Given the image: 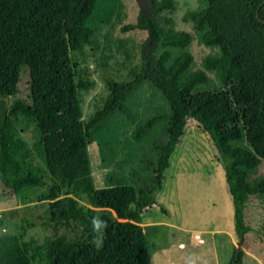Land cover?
<instances>
[{"label":"trees","instance_id":"1","mask_svg":"<svg viewBox=\"0 0 264 264\" xmlns=\"http://www.w3.org/2000/svg\"><path fill=\"white\" fill-rule=\"evenodd\" d=\"M118 1L0 0V181L15 196L43 188L40 200L80 231L74 239L58 235L42 244L25 240L24 231L0 234V264H149L140 214L155 202L188 119L208 133L222 156L239 244L250 230L243 215L247 199L264 197V176L252 179L264 158V0H199L183 17L192 31L173 28L166 12L174 0H145L151 11L138 13V26L147 30L140 72L109 82L107 100L83 122L69 52L87 40L94 16ZM193 38L210 49L198 67L189 51ZM23 65L29 69L28 101L16 98L6 107ZM142 80L160 89L170 107L153 185L96 188L89 145L107 146L105 121L125 110L128 94ZM158 118L138 122L137 136ZM18 125L43 157L49 181L26 151ZM82 195L89 207L79 203Z\"/></svg>","mask_w":264,"mask_h":264},{"label":"rangeland","instance_id":"2","mask_svg":"<svg viewBox=\"0 0 264 264\" xmlns=\"http://www.w3.org/2000/svg\"><path fill=\"white\" fill-rule=\"evenodd\" d=\"M174 5L172 11L166 12L173 28L192 31L191 23L183 17L199 5V0H174ZM140 9L151 11L145 0H119L102 9L93 18L87 40L70 50L76 63L75 82L83 122L107 100L109 82L128 81L140 72L147 50L142 47L147 30L137 22ZM189 51L197 67L210 53L196 38ZM28 94L29 69L23 65L18 91L4 99V105L8 107L16 98L28 101ZM169 115L170 107L160 89L150 81L139 82L128 94L125 110L111 114L105 121L107 146L98 149L94 143L89 145L94 186L126 184L142 190L151 187L160 148L167 140L165 125ZM152 116L160 117L155 127L137 136L135 125ZM18 130L33 163L49 181L44 159L32 147L29 132L22 131L20 125ZM163 175L162 186L154 194L155 202L140 214V221L150 222L144 226L149 264H232L238 247L242 251L240 264H264V197H248L243 215L250 230L239 244L222 156L195 120H187ZM263 176L261 158L252 179ZM43 190L32 188L26 196H15L0 181V234L24 231L25 240L33 238L40 244L58 235L74 239L80 234L75 226H66L58 219L47 201L40 200ZM79 203L89 207L85 195L80 196ZM194 231L202 233L206 243L195 244ZM180 240L184 247L178 245Z\"/></svg>","mask_w":264,"mask_h":264},{"label":"built area","instance_id":"3","mask_svg":"<svg viewBox=\"0 0 264 264\" xmlns=\"http://www.w3.org/2000/svg\"><path fill=\"white\" fill-rule=\"evenodd\" d=\"M193 241L195 244H204L206 242V238L203 236L202 233L195 231L193 232Z\"/></svg>","mask_w":264,"mask_h":264},{"label":"crops","instance_id":"4","mask_svg":"<svg viewBox=\"0 0 264 264\" xmlns=\"http://www.w3.org/2000/svg\"><path fill=\"white\" fill-rule=\"evenodd\" d=\"M250 196H252V195H250ZM249 196V197H250ZM249 199V198H248ZM247 199V200H248ZM248 203L246 202V206H245V208H244V210L246 211V208L248 207V205H247ZM245 211H243V212H245ZM142 222V221H141ZM143 226H145V225H147V224H150V222H148V223H146V222H142L141 223ZM170 225V224H169ZM171 226H173V225H171ZM195 232V231H194ZM233 240H235V239H233ZM206 243V242H205ZM178 245L179 246H182V247H184L185 246V244L183 243V242H181V240L178 242Z\"/></svg>","mask_w":264,"mask_h":264},{"label":"water","instance_id":"5","mask_svg":"<svg viewBox=\"0 0 264 264\" xmlns=\"http://www.w3.org/2000/svg\"><path fill=\"white\" fill-rule=\"evenodd\" d=\"M238 252H239V247H238L237 252H236V257H237ZM234 264H236V260L234 261Z\"/></svg>","mask_w":264,"mask_h":264}]
</instances>
